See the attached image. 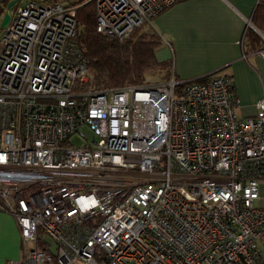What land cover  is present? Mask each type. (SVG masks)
<instances>
[{
	"label": "built area",
	"instance_id": "obj_1",
	"mask_svg": "<svg viewBox=\"0 0 264 264\" xmlns=\"http://www.w3.org/2000/svg\"><path fill=\"white\" fill-rule=\"evenodd\" d=\"M94 1L96 31L122 40L178 0ZM11 7L0 212L29 245L6 264H264V92L241 117L229 75L75 90L88 73L76 6Z\"/></svg>",
	"mask_w": 264,
	"mask_h": 264
},
{
	"label": "crops",
	"instance_id": "obj_2",
	"mask_svg": "<svg viewBox=\"0 0 264 264\" xmlns=\"http://www.w3.org/2000/svg\"><path fill=\"white\" fill-rule=\"evenodd\" d=\"M257 3L258 0H178L147 23L161 39L154 48L156 59L169 61L171 75L177 80L210 74L231 76L239 101L238 115H254L255 103L264 92V58L260 50L244 52L243 40L247 28L264 35L252 22ZM256 205L264 208V180L259 184ZM28 245L13 217L0 212V264L20 261Z\"/></svg>",
	"mask_w": 264,
	"mask_h": 264
},
{
	"label": "trees",
	"instance_id": "obj_3",
	"mask_svg": "<svg viewBox=\"0 0 264 264\" xmlns=\"http://www.w3.org/2000/svg\"><path fill=\"white\" fill-rule=\"evenodd\" d=\"M10 0H5L6 5ZM46 4L65 2L76 6L77 42L87 60V78L77 84L78 91H100L125 85L148 84L146 78L155 71H170L169 61H158L154 48L161 42L159 35L148 24H143L125 39L107 37L96 31L94 0H38ZM1 12V9H0ZM253 24L264 31V0L252 15ZM1 30V29H0ZM244 41L246 43H244ZM264 49V40L251 28L244 33L243 51ZM196 80L202 81L203 78Z\"/></svg>",
	"mask_w": 264,
	"mask_h": 264
},
{
	"label": "rangeland",
	"instance_id": "obj_4",
	"mask_svg": "<svg viewBox=\"0 0 264 264\" xmlns=\"http://www.w3.org/2000/svg\"><path fill=\"white\" fill-rule=\"evenodd\" d=\"M9 13L11 15H14V7H10ZM2 29L4 28H1V30ZM170 78H171L170 71H168L167 73H165L164 71L162 72L155 71L154 73L149 74L147 76L146 81L149 85H156V84H160L162 82L168 81ZM83 132L85 133L86 136L92 135L88 129H84ZM69 141L74 145H79L81 143V140H79L75 136L70 137ZM43 239L47 241L48 243H50L51 246H53L52 241L47 236H43Z\"/></svg>",
	"mask_w": 264,
	"mask_h": 264
},
{
	"label": "water",
	"instance_id": "obj_5",
	"mask_svg": "<svg viewBox=\"0 0 264 264\" xmlns=\"http://www.w3.org/2000/svg\"><path fill=\"white\" fill-rule=\"evenodd\" d=\"M15 2H16V0L8 1V3L6 4V9H9ZM9 18H10L9 13L6 10L3 14L1 21H0V28H3L8 23ZM256 31H257V33H260L258 30H256Z\"/></svg>",
	"mask_w": 264,
	"mask_h": 264
}]
</instances>
